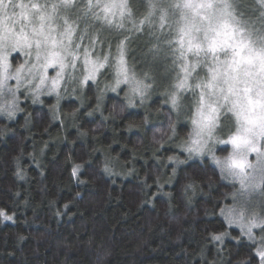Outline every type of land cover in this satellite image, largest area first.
<instances>
[{
	"label": "trees",
	"instance_id": "1",
	"mask_svg": "<svg viewBox=\"0 0 264 264\" xmlns=\"http://www.w3.org/2000/svg\"><path fill=\"white\" fill-rule=\"evenodd\" d=\"M236 2L264 29L259 0ZM140 5L131 0L136 20L146 11ZM93 27L114 56V30L102 22ZM125 32L130 72L142 80L151 65L152 88L142 103L132 97L128 106L124 85L106 87L115 84L113 63L91 87L62 85L58 105L56 93H42L43 103L23 93L21 111L0 113V208L14 216L0 218V264H259L252 242L217 216L218 204L232 202L225 196L233 183L221 180L210 160L188 159L179 147L192 133L194 97L185 93L177 111L167 103L179 67L166 43L174 37ZM12 59L18 63L20 55ZM74 164L83 165L77 177ZM220 232L229 233L223 242L210 239Z\"/></svg>",
	"mask_w": 264,
	"mask_h": 264
},
{
	"label": "snow or ice",
	"instance_id": "2",
	"mask_svg": "<svg viewBox=\"0 0 264 264\" xmlns=\"http://www.w3.org/2000/svg\"><path fill=\"white\" fill-rule=\"evenodd\" d=\"M259 3L264 6V0ZM140 6L146 8L147 14L143 19L133 20L128 0L118 3L33 0L28 4L0 0V97L6 94L12 97L11 101L0 103V112L12 118L16 111L22 110L17 97L21 88L32 93L33 103H43L40 96L47 86L48 94H57L58 105L62 85L74 82L81 88L91 87L113 63L115 84L106 87L115 92L118 88L123 90L120 86L124 85L129 89L128 106H133L132 97H138L142 103L152 88L146 82L154 79L149 75L151 65L142 80L130 72L125 59L130 38L119 30L125 29L127 20L135 32L146 28L153 36L161 33L174 37L166 43L175 57L173 66L178 61L179 67L175 90L167 94V103L177 111L185 93L191 92L194 97L189 105L193 132L179 147L188 154V159L207 158L221 180L233 182L231 187L235 191L225 196L230 195L232 203L217 205L220 224L236 226L241 236L252 242L253 258L264 264V38H252L245 22L234 14L229 0H147L146 5L141 0ZM261 17L264 18V13ZM93 21H101L114 30L117 40L114 56L112 45L101 29L93 27ZM17 50L23 51L28 59L16 67L14 74H9V55ZM78 67L80 76L74 77L72 73ZM50 68L55 70L52 77L48 76ZM198 68L204 71L203 77L197 73ZM9 80L15 81V87L8 85ZM222 112L230 113L235 120V130L229 132L227 139L214 135L221 127ZM170 127L175 135L174 125ZM217 144L224 145L221 151L228 154L216 155ZM168 160L186 163L173 156ZM82 167L74 164L72 176L77 177ZM103 171L111 175L107 162ZM191 187L186 185V189ZM257 206L260 212L253 210ZM0 218L12 221L14 216L0 208ZM257 231L261 233L258 242ZM228 235V232L211 233L210 239L223 242Z\"/></svg>",
	"mask_w": 264,
	"mask_h": 264
},
{
	"label": "rangeland",
	"instance_id": "3",
	"mask_svg": "<svg viewBox=\"0 0 264 264\" xmlns=\"http://www.w3.org/2000/svg\"><path fill=\"white\" fill-rule=\"evenodd\" d=\"M15 2L16 3H24V4H28V3H30V2H33V0H15ZM40 2H44V0H40ZM53 2H57V0H53ZM114 2H119V0H114ZM229 2L233 5V11H234V14L237 16V18L239 19V20H241V21H244L245 22V24H246V26H247V29L246 30H248V31H250L251 33H252V38L253 39H257L258 37L259 38H264V29H262L261 27H263V25L261 26V24L259 23V22H257V23H253V18L252 17H250L249 15H247V14H244V15H242L241 13H240V9H239V6L237 5V2H236V0H229ZM128 4H129V7H131L132 8V6H131V0H128ZM82 6V5H81ZM17 11H19V9H17ZM135 11H137V10H135ZM135 11H134V9L132 8V19L133 20H136V18H135ZM145 13H143L142 14V17L141 18H143V15L144 14H147V11H144ZM264 13V12H263ZM140 18V19H141ZM258 19H260V20H263L262 18H258ZM264 21V20H263ZM94 22H101V21H93L92 22V24L94 23ZM260 22H262V21H260ZM261 26V27H260ZM80 27H83V24H81L80 25ZM129 27H131V30H132V24H131V22H129V21H127V20H125V29H129ZM125 29H120V31L121 32H125ZM147 29L145 28L143 31H140V32H135L134 30H132L134 33H135V35H138V33L139 34H141V33H144L145 31H146ZM167 30V29H166ZM132 32V33H133ZM86 40V39H85ZM86 42H88L87 40L84 42L85 44H87ZM126 52V51H125ZM15 54H18V55H20V59L18 60V63H15L14 61H13V59H12V57H13V55H15ZM33 55H34V53H33ZM125 55H126V53H125ZM94 58V57H93ZM26 59H28L27 57H25V55H24V52L23 51H19V50H17L16 52H11L10 53V55H9V63H10V67H9V74H14L15 73V69H16V67L18 66V65H20V64H23V63H25V60ZM193 58L192 57H189V60H192ZM29 63H31V60H29ZM129 67H131V65H129ZM131 69H132V67H131ZM197 73L201 76V77H203V75H204V71L201 69V68H198L197 69ZM55 75V70H53V69H49L48 70V76L49 77H52V76H54ZM72 75L74 76V77H79L80 76V70H79V67L77 68V71L76 72H74V73H72ZM195 75V74H194ZM35 83V82H34ZM8 85L10 86V87H15V81L14 80H9L8 81ZM67 86H70V89H72V90H76L77 88H78V86H77V84L76 83H74V82H71V83H69V84H67ZM62 87V86H61ZM61 89V88H60ZM59 89V90H60ZM44 92H48L47 91V86L44 88V90H43V92L42 93H44ZM20 93H25L26 95H31V92H29L28 91V89L27 88H21L20 89ZM20 93H17V97H18V99H19V95H21ZM191 96V95H190ZM186 99V98H185ZM4 100H8V101H11L12 100V97H11V95H5V96H3L2 98H1V103H3L4 102ZM1 114H3L4 116H6V117H8L7 115H6V113H3V112H0ZM16 114V113H15ZM9 118V117H8ZM220 125H221V127L220 128H218L216 131H215V133H214V135L218 138V139H227V135L229 134V132L230 131H234L235 130V120H234V118L232 117V115L230 114V113H226V112H222V114H221V118H220ZM222 129V130H221ZM192 132H193V125H192ZM223 147H225L224 145H219V144H217L216 146H215V149H214V151H215V154L216 155H218V156H224V155H227L228 153L227 152H222L221 151V149L223 148ZM229 151H231V148H230V146H229ZM229 182H231V183H233L231 180H228ZM236 186L238 187L239 185H238V183H236ZM258 201H259V197H257L256 198V200H255V203L258 205ZM232 203V202H231ZM230 203V204H231ZM254 211H256V212H259L258 210H261L258 206L257 207H255L254 209H253ZM247 214V213H246ZM234 227H236V226H234ZM255 235H256V237H258V238H260V236H261V233H259L258 231L255 233Z\"/></svg>",
	"mask_w": 264,
	"mask_h": 264
},
{
	"label": "clouds",
	"instance_id": "4",
	"mask_svg": "<svg viewBox=\"0 0 264 264\" xmlns=\"http://www.w3.org/2000/svg\"><path fill=\"white\" fill-rule=\"evenodd\" d=\"M23 178V177H22Z\"/></svg>",
	"mask_w": 264,
	"mask_h": 264
}]
</instances>
